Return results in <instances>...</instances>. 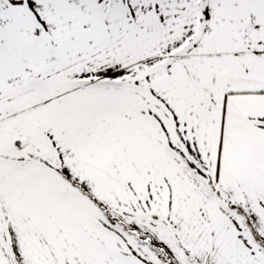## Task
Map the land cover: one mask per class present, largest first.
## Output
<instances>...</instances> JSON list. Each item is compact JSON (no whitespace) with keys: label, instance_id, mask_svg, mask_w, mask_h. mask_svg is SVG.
<instances>
[{"label":"snow or ice","instance_id":"6c2138e0","mask_svg":"<svg viewBox=\"0 0 264 264\" xmlns=\"http://www.w3.org/2000/svg\"><path fill=\"white\" fill-rule=\"evenodd\" d=\"M0 264H264V0H0Z\"/></svg>","mask_w":264,"mask_h":264}]
</instances>
